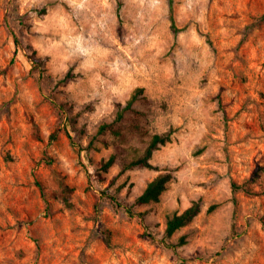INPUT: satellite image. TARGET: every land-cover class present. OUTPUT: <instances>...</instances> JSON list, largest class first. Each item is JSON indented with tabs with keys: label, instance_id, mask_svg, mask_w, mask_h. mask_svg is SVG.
<instances>
[{
	"label": "rangeland",
	"instance_id": "obj_1",
	"mask_svg": "<svg viewBox=\"0 0 264 264\" xmlns=\"http://www.w3.org/2000/svg\"><path fill=\"white\" fill-rule=\"evenodd\" d=\"M173 4L176 37L169 0H0V264H264V0ZM137 87L158 169L97 135Z\"/></svg>",
	"mask_w": 264,
	"mask_h": 264
},
{
	"label": "trees",
	"instance_id": "obj_2",
	"mask_svg": "<svg viewBox=\"0 0 264 264\" xmlns=\"http://www.w3.org/2000/svg\"><path fill=\"white\" fill-rule=\"evenodd\" d=\"M169 17L176 37L181 29L176 24L173 0H169ZM149 102L150 100L145 93L144 87H137L128 100L116 103L113 118L103 122L97 130V135L110 134L115 140L116 147L119 149L122 146L128 145L129 152L127 161L124 163V170L135 167L158 169V166L151 162L153 154L172 140V130L150 133L145 122ZM70 123L71 120L69 119L66 125L68 126ZM133 141H146V145L144 149H140L131 144ZM116 158L117 156L115 153L111 154L106 161L102 162L101 170L107 171L116 161ZM261 169L262 167L255 171L251 181L256 180V177L260 175ZM174 178V170L163 169V172L149 182L145 190L136 197L134 203L147 204L152 201H159L163 192L168 188L169 183ZM39 187L44 196V186L39 183ZM245 187H247V185L239 186L236 183L233 184L234 191ZM63 190L65 194H67L68 187L63 186ZM246 191L250 192V188L246 189ZM213 208L214 206H211L209 210ZM201 210V201L197 200L183 212L172 215L167 221L165 237H172L177 230L192 222ZM184 240L185 239L182 238L180 243H184Z\"/></svg>",
	"mask_w": 264,
	"mask_h": 264
}]
</instances>
